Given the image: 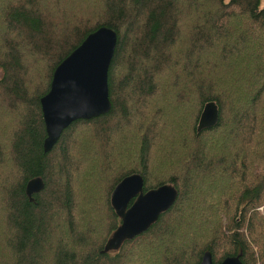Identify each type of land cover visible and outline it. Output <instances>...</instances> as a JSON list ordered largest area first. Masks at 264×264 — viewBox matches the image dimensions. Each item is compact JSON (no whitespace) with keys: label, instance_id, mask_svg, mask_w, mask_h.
Returning <instances> with one entry per match:
<instances>
[{"label":"trees","instance_id":"16d2710c","mask_svg":"<svg viewBox=\"0 0 264 264\" xmlns=\"http://www.w3.org/2000/svg\"><path fill=\"white\" fill-rule=\"evenodd\" d=\"M103 27L112 109L46 154L41 99ZM0 73V264H264V0H0ZM212 101L219 123L198 133ZM135 174L178 199L103 255L112 193Z\"/></svg>","mask_w":264,"mask_h":264},{"label":"water","instance_id":"95a60500","mask_svg":"<svg viewBox=\"0 0 264 264\" xmlns=\"http://www.w3.org/2000/svg\"><path fill=\"white\" fill-rule=\"evenodd\" d=\"M118 45V33L103 27L90 34L55 70L50 91L41 99L47 138L44 152L50 153L63 133L78 120H92L110 113L109 69ZM220 109L208 102L201 114L197 131L217 126ZM144 178L135 174L122 180L111 196V204L121 219L120 227L107 242L101 254L118 251L128 241L146 233L178 199L172 185L145 192ZM45 189L41 177L27 183L30 202ZM242 256L226 258L220 264H243ZM200 264H214L211 252L203 255Z\"/></svg>","mask_w":264,"mask_h":264},{"label":"rangeland","instance_id":"374dc122","mask_svg":"<svg viewBox=\"0 0 264 264\" xmlns=\"http://www.w3.org/2000/svg\"><path fill=\"white\" fill-rule=\"evenodd\" d=\"M0 77H1V73H0ZM260 210H262V208Z\"/></svg>","mask_w":264,"mask_h":264}]
</instances>
